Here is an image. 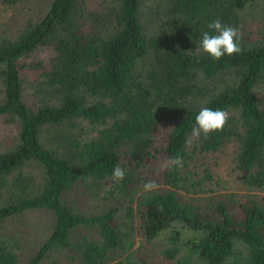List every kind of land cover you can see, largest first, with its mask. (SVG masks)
<instances>
[{
	"label": "trees",
	"instance_id": "1",
	"mask_svg": "<svg viewBox=\"0 0 264 264\" xmlns=\"http://www.w3.org/2000/svg\"><path fill=\"white\" fill-rule=\"evenodd\" d=\"M255 1L50 0L43 16L0 38V116L17 125L0 150V224L53 216L26 264L61 252L107 264L127 236L121 204L148 241L167 229L182 241L177 225L192 232L182 242L196 264H264V33L251 37L243 15ZM217 18L243 37L242 52L219 61L195 50ZM44 49L48 56L34 58ZM203 107L227 111L228 125L187 145ZM228 150L241 183L259 193L203 200L197 194L213 179L192 166ZM177 154L183 168H162ZM116 165L123 181L112 179ZM161 170L163 185L145 192V178ZM20 233L0 234V264H19Z\"/></svg>",
	"mask_w": 264,
	"mask_h": 264
},
{
	"label": "rangeland",
	"instance_id": "2",
	"mask_svg": "<svg viewBox=\"0 0 264 264\" xmlns=\"http://www.w3.org/2000/svg\"><path fill=\"white\" fill-rule=\"evenodd\" d=\"M11 0H0V38L6 36H15L23 27L28 19L37 20L47 10L50 0H16L11 3ZM243 15L249 21L247 33L253 37L256 33H264V26L261 22L264 21V0H256L251 6H248ZM49 51L39 50L34 54V58H44L48 56ZM261 88L258 93L262 92ZM17 133V125L10 123L5 119V116H0V150L9 147L13 142ZM207 167L210 171L212 181L204 182L203 188L197 196L203 200L211 202L215 196L221 193L236 192V193H259V189L255 187L245 186L241 183V172L236 168L233 152L223 151L217 153H202L198 156V160L192 166L193 169L203 174V168ZM163 170L157 176L145 178L144 183L155 181L159 186L162 184ZM82 211L88 214L98 212L101 209L94 208L85 204H77ZM120 219L118 222H126L127 227L123 233L124 247L114 250L113 258L107 264H115L117 261L131 257L135 259H145L149 264H196L195 256L190 257L183 240H186L193 235L189 230L180 225L173 226L175 230H179L180 239L177 243H173L170 238V229L160 232L155 238L148 241L143 238L137 231L135 222L124 220V207L121 204ZM122 219V220H121ZM53 216L50 212L37 211L28 212L7 222L0 224V234H11L12 232L20 233V243L22 248L19 250V264H26L32 254L45 241L51 230ZM124 224V223H123ZM124 228V225H121ZM90 230L82 228L80 234H88ZM93 236L95 232L92 230ZM19 235V234H18ZM238 249L243 250L242 245H237ZM174 250V255L169 256L167 250ZM62 253V254H61ZM53 253L44 261L43 264H80V261L75 256L67 255L65 252ZM73 259H75L73 261Z\"/></svg>",
	"mask_w": 264,
	"mask_h": 264
},
{
	"label": "clouds",
	"instance_id": "3",
	"mask_svg": "<svg viewBox=\"0 0 264 264\" xmlns=\"http://www.w3.org/2000/svg\"><path fill=\"white\" fill-rule=\"evenodd\" d=\"M209 31L201 33V41L199 47L195 50L197 53L203 51L210 55L213 59L219 61L225 55L232 56L242 52L241 40L242 33L237 27L225 25L219 18L207 25ZM229 113L225 110H213L208 107H203L195 118V125L185 143L191 145L193 140L199 139L201 135L205 138L211 133L223 131L228 125ZM183 159L177 154L174 157L164 161L162 168L174 169L183 168ZM125 170L116 165L113 167L112 179L119 182L125 179ZM159 185L155 181H148L143 184L145 192H153L158 190Z\"/></svg>",
	"mask_w": 264,
	"mask_h": 264
}]
</instances>
